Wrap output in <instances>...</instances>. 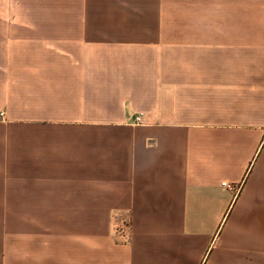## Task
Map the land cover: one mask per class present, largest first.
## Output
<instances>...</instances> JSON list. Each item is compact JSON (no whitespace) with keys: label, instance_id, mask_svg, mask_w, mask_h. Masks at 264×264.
<instances>
[{"label":"crops","instance_id":"crops-1","mask_svg":"<svg viewBox=\"0 0 264 264\" xmlns=\"http://www.w3.org/2000/svg\"><path fill=\"white\" fill-rule=\"evenodd\" d=\"M209 10L138 72L117 19L0 20V219L76 220L0 264H264V0Z\"/></svg>","mask_w":264,"mask_h":264},{"label":"rangeland","instance_id":"rangeland-1","mask_svg":"<svg viewBox=\"0 0 264 264\" xmlns=\"http://www.w3.org/2000/svg\"><path fill=\"white\" fill-rule=\"evenodd\" d=\"M209 3L210 0H0V20L26 21L50 18L95 19L97 22L99 19H117L122 27H111L114 30L113 35H118L121 40L124 35L133 34V68L136 71L145 65L149 47L153 44L154 50H157V45L161 46V42H149V37L160 39V35L164 34L176 36L180 19L208 18ZM130 24L133 26H129ZM87 45L90 47L91 56L93 51L96 53L101 51L97 49L99 45L95 43L75 47L80 50L86 49ZM114 53L115 50L109 48L105 50V56L110 61L107 66L111 70ZM26 207L32 213L33 204H26ZM4 221L8 230L12 232L11 238L22 242L25 238V241L29 242L41 237L39 230H43V227H53L55 234H59L58 241H63V233L74 225L76 220L0 219V237ZM113 224L117 238L127 241L130 220L115 219Z\"/></svg>","mask_w":264,"mask_h":264},{"label":"built area","instance_id":"built-area-1","mask_svg":"<svg viewBox=\"0 0 264 264\" xmlns=\"http://www.w3.org/2000/svg\"><path fill=\"white\" fill-rule=\"evenodd\" d=\"M222 185L229 190H235V191L237 190V188H235L234 186H232L231 184H228L226 182H224Z\"/></svg>","mask_w":264,"mask_h":264}]
</instances>
